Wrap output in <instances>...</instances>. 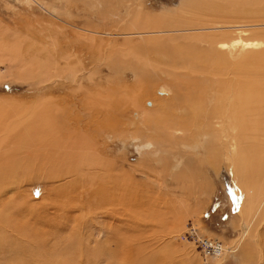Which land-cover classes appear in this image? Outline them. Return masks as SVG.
Wrapping results in <instances>:
<instances>
[{"label": "rangeland", "instance_id": "1", "mask_svg": "<svg viewBox=\"0 0 264 264\" xmlns=\"http://www.w3.org/2000/svg\"><path fill=\"white\" fill-rule=\"evenodd\" d=\"M253 41L264 42V0H0V264H264L256 238L264 243V222L236 242L244 179L216 146L207 151L201 125L175 133L177 122L166 121L173 140L161 139L157 152L138 150L121 116L117 132L84 135L86 144L60 130L87 121L77 110L89 98L103 111L112 100L122 115L170 87L153 75L170 70L159 59L164 46L264 51L244 46ZM262 107L253 110L264 128ZM262 127L245 140L257 171ZM50 146L55 157L70 150L83 161L41 168ZM202 239L221 247L219 260Z\"/></svg>", "mask_w": 264, "mask_h": 264}, {"label": "bare ground", "instance_id": "2", "mask_svg": "<svg viewBox=\"0 0 264 264\" xmlns=\"http://www.w3.org/2000/svg\"><path fill=\"white\" fill-rule=\"evenodd\" d=\"M137 34L143 35L144 33ZM205 43L213 46L212 43ZM263 43L264 42L253 41L245 43L244 46H251L252 48ZM171 45L173 44L171 43ZM175 45L178 48L175 49L174 46L162 47L163 49L160 52L162 57H159V59L162 63H165L170 70L172 68L173 70H186V73L181 75L175 71L172 72L168 70L164 71V73L162 72V74H153L160 79H168L171 82L170 87H159L160 89H155L154 92L156 95H151L146 98L140 109H129L123 113L121 112L122 115L118 113V109H115L117 107H115L112 100L111 103L110 100H108V104H111V108L103 111L99 109L97 105L94 106V100L89 98V100H85V105H82L81 108L77 110L80 114L84 115L82 116L85 117L87 121L83 122L79 128L76 124H68L63 126L60 130L65 133V137H77L80 139L77 143L86 144V142L81 141L84 135H95L99 133V130L101 129L110 130L111 128V131H116L115 128H120V126L117 127V123L121 122L120 125H123V127L121 126L123 132L131 131L135 133L133 136H130L129 134V139L140 141L138 150H151L152 152H157V148L165 143V138L168 137L170 140H173L163 129V127L165 130L170 129L169 125H164L166 121L177 122L176 127L172 129H175V133H179L182 129L190 130L193 127L201 125L204 128V131L201 130L203 131L202 134L208 137L206 141V148L208 147L207 151L210 149L211 152L212 147L216 146L217 150H220L218 153L219 156L224 157L227 160V165L230 166L232 170H235L237 176L238 172L239 174L241 173L242 178L244 179L241 184L244 188V193H240L243 194L245 199L241 202L237 213L240 234L236 242L240 243L243 239L252 234L257 235L259 233H256L257 222H264V165L259 171H257L256 164H254L251 156L254 149L247 145L245 141L248 134L257 139V131L262 127L261 124V126L258 124L260 119L255 116L253 106L260 104L261 106H264V81L261 80V76H258L261 73V70L264 71V51L243 54L240 52L237 53V50L225 52L222 48L216 50L212 48L207 52H203L196 48L194 44H186L184 46L179 44ZM197 65L200 68H205L209 74L207 77H204V79L191 76L190 73H194L193 69ZM253 71L257 73V77L255 76L256 78H252V74H254ZM146 101H148L146 104L147 106L145 105ZM75 108L77 109V106ZM262 109L264 112V107H262ZM155 113H158L157 117L154 116ZM116 115H118V118ZM145 115H151L153 118L147 121ZM165 115L166 117H164V119L160 118ZM120 116L122 117V121L119 122L118 120ZM262 129L264 128L262 127ZM36 132L37 131H35V133ZM182 138L183 137L175 136V139L178 140H181ZM181 145L185 144L181 143ZM88 146L89 147H85L86 149H82L83 151L88 150V152H86L87 154L92 151L91 145ZM54 147L50 146L49 149L44 148V150H41L42 159H39L41 168L50 163L52 165L58 164L63 161L62 159L65 160L66 158H71L73 160H68V163L71 162L69 165L74 164L72 162H77L79 159L80 161H83L80 156H74L76 153H71L70 150L74 152L75 149V146L73 145H69L70 152L68 151L66 153L68 156H64V158L54 156L55 151L57 150L56 147V150ZM90 158L89 161H91L94 156L91 154ZM175 158H182V155L176 156ZM212 160L213 159L210 158L207 162L211 164ZM76 162L75 165L77 164ZM91 162L92 166L94 163L98 165L97 160H92ZM83 164H85V162ZM86 165H88V163H86ZM103 170L104 172H108L109 168L103 166ZM243 172L249 173L246 180V176H243ZM256 172H259L258 177L255 176ZM254 176L257 180L253 179ZM240 189L242 191V188ZM101 193L103 192L101 191ZM120 199L123 198L120 197L119 200ZM256 238L259 239L258 246L260 245V252H263L264 243H262L260 233ZM209 242L211 241H207L206 239L200 240V244L205 248L208 247L211 250L208 251L219 260L217 252L221 250V247L213 245L216 241L212 243ZM225 252L226 254L228 252H234V247H228Z\"/></svg>", "mask_w": 264, "mask_h": 264}, {"label": "built area", "instance_id": "3", "mask_svg": "<svg viewBox=\"0 0 264 264\" xmlns=\"http://www.w3.org/2000/svg\"><path fill=\"white\" fill-rule=\"evenodd\" d=\"M210 250V249H209ZM211 251V250H210Z\"/></svg>", "mask_w": 264, "mask_h": 264}]
</instances>
